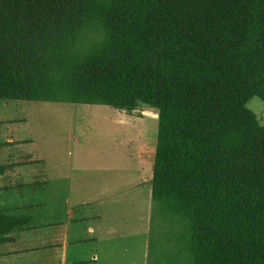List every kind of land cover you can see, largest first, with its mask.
Masks as SVG:
<instances>
[{
  "label": "trees",
  "instance_id": "16d2710c",
  "mask_svg": "<svg viewBox=\"0 0 264 264\" xmlns=\"http://www.w3.org/2000/svg\"><path fill=\"white\" fill-rule=\"evenodd\" d=\"M95 17L105 37L88 48L78 41ZM254 96L264 101V0H0V106L158 114L148 188L187 221L182 264H264ZM20 225L0 210V237Z\"/></svg>",
  "mask_w": 264,
  "mask_h": 264
},
{
  "label": "rangeland",
  "instance_id": "374dc122",
  "mask_svg": "<svg viewBox=\"0 0 264 264\" xmlns=\"http://www.w3.org/2000/svg\"><path fill=\"white\" fill-rule=\"evenodd\" d=\"M91 22L78 41L88 48L105 37L101 20L95 17ZM247 107L264 126V101L251 97ZM154 113L103 104L1 102V158L11 151L5 144L11 135L23 140L15 142L13 153L30 155L26 160L36 164L27 165L40 169L47 180L29 200H46L59 210L71 206L77 213V234L86 239L99 235V240L83 247L88 258L97 254L98 260L90 264L185 262L180 237L186 219L149 196L158 134ZM139 152L144 156L137 160ZM89 226L95 233L88 232ZM177 253L180 257L172 262Z\"/></svg>",
  "mask_w": 264,
  "mask_h": 264
},
{
  "label": "crops",
  "instance_id": "0c3cea01",
  "mask_svg": "<svg viewBox=\"0 0 264 264\" xmlns=\"http://www.w3.org/2000/svg\"><path fill=\"white\" fill-rule=\"evenodd\" d=\"M15 138L18 137L13 134L5 140L7 148L10 147L11 150L6 153L8 155L1 158L0 153V165L5 167L0 174V210L18 217L21 225L0 237V264L96 262L97 254L94 253L88 258L89 254H85L83 247L89 242L99 240V235L86 239L80 231L77 234L74 224L77 213L71 206L59 210V207H49L46 200H29L36 198V190L39 186L45 187L43 183L47 180L39 172L40 169L27 165L34 163L26 160L30 155L13 153L12 150L17 147L15 142L22 140L19 138L16 141ZM143 156L139 152L137 160ZM20 157L23 159L19 161ZM65 202L71 204V198H66ZM88 232L95 233L94 228L89 226Z\"/></svg>",
  "mask_w": 264,
  "mask_h": 264
},
{
  "label": "water",
  "instance_id": "95a60500",
  "mask_svg": "<svg viewBox=\"0 0 264 264\" xmlns=\"http://www.w3.org/2000/svg\"><path fill=\"white\" fill-rule=\"evenodd\" d=\"M153 115H155L156 117H158V114L157 113H154Z\"/></svg>",
  "mask_w": 264,
  "mask_h": 264
}]
</instances>
